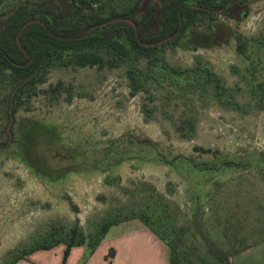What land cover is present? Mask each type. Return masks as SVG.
I'll return each instance as SVG.
<instances>
[{
  "label": "rangeland",
  "instance_id": "rangeland-1",
  "mask_svg": "<svg viewBox=\"0 0 264 264\" xmlns=\"http://www.w3.org/2000/svg\"><path fill=\"white\" fill-rule=\"evenodd\" d=\"M218 26L241 35L245 55L232 39L194 48ZM57 83L54 101L44 91ZM0 141V264L53 231L90 237L146 217L181 259L215 264L230 240L264 236V0L239 24L198 20L147 59L53 67Z\"/></svg>",
  "mask_w": 264,
  "mask_h": 264
},
{
  "label": "trees",
  "instance_id": "trees-1",
  "mask_svg": "<svg viewBox=\"0 0 264 264\" xmlns=\"http://www.w3.org/2000/svg\"><path fill=\"white\" fill-rule=\"evenodd\" d=\"M258 1L134 0L130 6L119 10L109 8L108 3L100 0H9L0 10V135L8 137L10 109L15 123L22 99L36 95L37 87L44 83L53 67L112 69L140 58L147 59L167 46H176L198 20L241 23L248 16L251 4ZM195 36V49L220 47L232 39L236 54L246 53L241 35L231 28L218 26L211 35ZM129 79L133 84L134 77ZM61 87V83H57L44 94H51L57 101ZM136 91L137 87H132V94ZM6 146V142L0 141V151ZM193 197L197 205L200 198ZM137 220L167 246L169 264H190L179 257L176 247L160 227L147 217ZM122 222L125 221L104 224L90 237H85L77 227L65 240L53 231L33 248L17 254L10 264L60 245L64 246L61 264H66L72 248L80 246L86 249L83 264L108 230ZM260 242H264V236L247 244H243L242 239L230 240L226 250L218 251L215 264H231L234 255ZM113 257L114 250L110 249L105 259L110 264Z\"/></svg>",
  "mask_w": 264,
  "mask_h": 264
},
{
  "label": "crops",
  "instance_id": "crops-1",
  "mask_svg": "<svg viewBox=\"0 0 264 264\" xmlns=\"http://www.w3.org/2000/svg\"><path fill=\"white\" fill-rule=\"evenodd\" d=\"M110 249L114 257L110 264H169L167 246L139 220H129L112 226L95 251L83 264H109L105 256ZM56 250L54 257L48 252ZM46 252V253H45ZM64 246L35 252L16 264H61ZM45 253V254H42ZM86 255L83 246L70 250L66 264H82ZM231 264H264V242L234 255Z\"/></svg>",
  "mask_w": 264,
  "mask_h": 264
},
{
  "label": "water",
  "instance_id": "water-1",
  "mask_svg": "<svg viewBox=\"0 0 264 264\" xmlns=\"http://www.w3.org/2000/svg\"><path fill=\"white\" fill-rule=\"evenodd\" d=\"M12 96H13V95H12ZM11 98H12V97H11ZM9 115H10V121H9V124H8V126H7V129H6L7 133H9V131H10V127H11V123H12L11 109H10V111H9Z\"/></svg>",
  "mask_w": 264,
  "mask_h": 264
}]
</instances>
